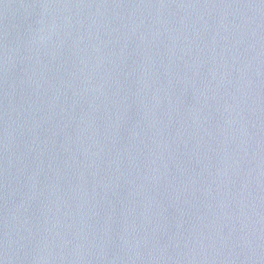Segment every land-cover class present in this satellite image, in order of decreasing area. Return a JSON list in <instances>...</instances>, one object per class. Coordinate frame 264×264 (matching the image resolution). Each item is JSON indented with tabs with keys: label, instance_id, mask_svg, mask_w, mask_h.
Segmentation results:
<instances>
[{
	"label": "water",
	"instance_id": "obj_1",
	"mask_svg": "<svg viewBox=\"0 0 264 264\" xmlns=\"http://www.w3.org/2000/svg\"><path fill=\"white\" fill-rule=\"evenodd\" d=\"M0 264H264V0H0Z\"/></svg>",
	"mask_w": 264,
	"mask_h": 264
}]
</instances>
